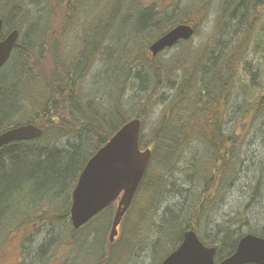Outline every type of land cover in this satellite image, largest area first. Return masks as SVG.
<instances>
[{
    "label": "trees",
    "instance_id": "1",
    "mask_svg": "<svg viewBox=\"0 0 264 264\" xmlns=\"http://www.w3.org/2000/svg\"><path fill=\"white\" fill-rule=\"evenodd\" d=\"M28 1L0 0L4 34L16 28L24 38L0 71V134L26 123L43 133L0 149V250L20 234L21 264H69L77 256L79 264H128L137 248L159 264L194 229L218 247L217 259L231 255L243 233L218 229L205 238L203 229L212 207L236 184L253 130L264 138V82L245 60L251 50L264 55V0H224L216 40L193 60L180 61L178 82H170L174 64L160 59L162 53L153 56L149 46L179 24L194 26L197 34L211 0L186 6L179 0H105L89 19L83 8L93 7V0H42V7L33 0L34 10ZM120 22L133 31L130 43L118 37ZM79 23L83 35L69 49L65 38ZM103 52L105 73L116 80L105 96L90 97L84 80ZM248 72L254 73L250 83L243 78ZM131 76L145 92L132 115L123 94ZM169 86L174 92L147 142L146 119ZM135 117L142 120L140 145L152 156L118 238L110 242L115 206L76 229L72 193L87 161ZM140 194L148 198L137 206ZM167 195L178 201L163 207ZM100 223L103 228H96Z\"/></svg>",
    "mask_w": 264,
    "mask_h": 264
},
{
    "label": "rangeland",
    "instance_id": "2",
    "mask_svg": "<svg viewBox=\"0 0 264 264\" xmlns=\"http://www.w3.org/2000/svg\"><path fill=\"white\" fill-rule=\"evenodd\" d=\"M39 1V6L42 7L44 4L42 0H38V2ZM85 1L89 2L91 0H83L82 3H84ZM200 1L201 0H179V3L181 4V6H186L188 4L190 5L191 3L197 4ZM206 1L207 0H204L203 2L206 3ZM223 1L224 0H211V4L209 5L208 11H205V14L207 15L203 14V16H201V21L197 20V34H195L189 40H184L176 46L167 49L162 52V54H160V59L169 62L171 61L170 65L172 63L174 64V72L171 75L172 80H170V82H178L182 74V70L179 69V66L181 64H183L186 60H193L194 56L199 50L207 48V46L210 45L212 41L216 40V29L220 26L219 9L221 4H223ZM28 2L30 3L29 7L31 8V10L36 9V2H34L33 0H29ZM32 2H34L35 5ZM93 3H95L93 7L90 8L89 5H86L89 8H83L84 14L87 15L88 19L90 18L92 12L93 14L97 13L101 10L103 6H105V0H93ZM83 6H85V4H83ZM124 16V14L121 16V20L125 19ZM235 23L236 21L229 23L228 27L233 29ZM81 26L82 23L76 24V26H72L73 29L67 33V36L65 38V44L69 47V49L78 46V39L83 33V30L81 29H84L83 27H85V25H83L82 27ZM119 29L121 30V32L118 31V37H126L124 39L129 42L128 37L131 35L128 33L133 32L130 29V25H124L120 22ZM27 31L28 29L25 30V32ZM231 33L232 31L230 30L228 32V35L230 36ZM260 35L264 36V32L262 31ZM23 40V35L20 32L19 42L22 43ZM108 41L114 43L113 41L115 40L108 39L106 41V44L108 43ZM132 41L133 40H131V42ZM187 54L189 55V58H186L188 56ZM105 60V52L99 53L96 57L93 66L89 70L84 80L83 85L85 88V92L90 97L92 95H94L95 97L105 96V92H107L109 84L116 80V78L108 79L107 74L105 73ZM245 60L250 62V65H248V67L251 69L253 68L252 71L254 73L257 71L259 72L258 78L260 79V81L264 82V55L262 54L256 56L252 53L251 50L249 51ZM133 72H135V70H133ZM254 73L248 72L246 73V75L244 74L243 78L246 79L248 83H250V79L252 77L251 75H253ZM131 78L132 80L126 83V86L123 90V94L124 99L126 101V109L132 115L138 111L140 106L139 104L145 92H139V84L141 82L139 80H136L135 77L133 78L131 76ZM119 88H121V84L118 86V89ZM164 92L166 93L167 98L162 101L161 104L153 108L152 112L148 115L146 119L144 134L146 137L145 140L147 142H149V135H151L153 128H155V126L161 119L163 110L167 102L170 101L174 90H172L171 86H169L164 90ZM256 134H258V132L255 128L252 134L250 135V139L255 136L252 140L253 144H251L250 147L248 146L245 150V164L239 174V178L236 184L233 186V188L226 190L225 192L227 193L224 192V198L219 200L210 211L209 218L207 219V223L204 225L203 229V236L205 238H208L209 236L213 238L215 233L218 232V229L224 230L225 233H229L234 236H238L240 233L247 234L251 230H253L255 234L261 236L264 234V138L260 135L257 136ZM147 198V196H141L140 194L137 206L141 205L142 203H145L147 201ZM177 201L178 199L174 197L172 199V197H169V195H167L161 205H163V207L168 204L174 205ZM116 205L117 204L115 203V208ZM241 216H246V223H243V221H235ZM103 226L104 225L100 223L96 226V228L102 229ZM110 229L108 230L107 238L109 237ZM46 233V229L37 233L36 237H34V248L35 246H37L38 242L42 241L43 237L46 236ZM225 233L223 235H225ZM118 235L116 236V238H118ZM147 237H150V234H148ZM21 239L22 235H15L12 238V241L10 240L11 243L8 242L4 245V247L0 250V264L22 263L23 257L21 255L20 247L22 241ZM209 242L210 241L207 240L206 244L209 245ZM59 254L66 256L68 252H66V250L62 248L60 249ZM78 259L79 256H77V258L75 257L69 264H79ZM128 264H152V257L149 252H147V249L137 248L130 263Z\"/></svg>",
    "mask_w": 264,
    "mask_h": 264
},
{
    "label": "water",
    "instance_id": "3",
    "mask_svg": "<svg viewBox=\"0 0 264 264\" xmlns=\"http://www.w3.org/2000/svg\"><path fill=\"white\" fill-rule=\"evenodd\" d=\"M4 20L0 17V70L8 62L19 39V30L12 29L3 37ZM195 35L190 24H179L160 36L149 46L153 56L174 47L181 40ZM142 120L132 118L102 146L86 163L72 193L70 220L78 229L97 214L118 201L110 242L130 208L149 166L152 151L140 147ZM38 125L26 123L0 134V149L13 141L32 140L42 135ZM217 247L206 245L194 229L186 230L179 245L160 264H264V237L247 233L235 251L216 260Z\"/></svg>",
    "mask_w": 264,
    "mask_h": 264
},
{
    "label": "bare ground",
    "instance_id": "4",
    "mask_svg": "<svg viewBox=\"0 0 264 264\" xmlns=\"http://www.w3.org/2000/svg\"><path fill=\"white\" fill-rule=\"evenodd\" d=\"M15 29H16V28H15ZM28 31H29V29H28ZM28 31H27V32H28ZM27 32H26V33H27ZM163 52H164V51H163ZM7 130H8V129H7ZM5 131H6V130H5ZM82 170H83V169H82ZM81 172H82V171H81ZM212 246H216V245H212ZM216 247H217V246H216ZM217 249H218V247H217Z\"/></svg>",
    "mask_w": 264,
    "mask_h": 264
}]
</instances>
